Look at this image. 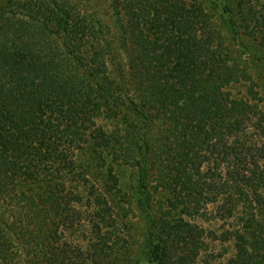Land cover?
Listing matches in <instances>:
<instances>
[{
    "label": "trees",
    "instance_id": "obj_1",
    "mask_svg": "<svg viewBox=\"0 0 264 264\" xmlns=\"http://www.w3.org/2000/svg\"><path fill=\"white\" fill-rule=\"evenodd\" d=\"M186 2H142L151 14L145 9L133 21L139 33L117 18L112 47L92 27L97 21L71 20L61 0H0V264L104 260L101 224L114 209L105 196L115 195L99 169L104 158L131 170L139 253L148 264H196L206 233L191 223L197 217L236 220V231L220 235L228 240L234 232L232 264H257L264 247V0ZM238 84L245 95L233 94ZM100 118L114 124H95ZM169 192L175 199L163 209ZM83 201L90 211L76 209ZM173 208L181 215L171 217ZM72 217L95 233L88 249L66 241Z\"/></svg>",
    "mask_w": 264,
    "mask_h": 264
},
{
    "label": "rangeland",
    "instance_id": "obj_2",
    "mask_svg": "<svg viewBox=\"0 0 264 264\" xmlns=\"http://www.w3.org/2000/svg\"><path fill=\"white\" fill-rule=\"evenodd\" d=\"M65 7L67 8L68 14L70 19H78L83 22V24L87 25L88 19L90 21H97L98 25L92 24L96 30H102L105 33L106 37L110 39L112 47L116 45V41L118 40V33H119V23L117 18H119L124 27L130 32L135 31L139 33L138 27L134 25L136 19L142 20V11H144L148 6L146 4V0H61ZM262 2V0H252V2ZM144 2L145 4H142ZM204 0H192L191 2L187 0V5L191 3H197L201 8H203ZM126 3V4H123ZM189 3V4H188ZM152 4V3H149ZM206 9V8H205ZM118 14H117V12ZM148 15V9H146ZM139 13V14H138ZM86 18V20H85ZM164 19V18H163ZM144 20H147L144 18ZM164 22V21H163ZM100 27V28H98ZM195 27L198 25L195 23ZM249 29H251L252 25L249 24ZM170 29V27H169ZM134 32V34H135ZM173 34V36L177 37ZM242 33H250L247 30H242ZM168 33L162 34L161 39H165ZM248 35V34H246ZM96 49V47H94ZM249 63V61H247ZM250 65V64H249ZM245 65H241L243 67ZM247 68V67H246ZM249 69V68H248ZM125 70V68H124ZM251 72V70L249 69ZM126 72V70H125ZM111 79L115 80V83L119 82L117 80V76L114 74L113 70H110ZM253 75V74H252ZM126 76L128 77L129 74L127 73ZM251 76V75H250ZM131 78H128L130 80ZM253 79L254 76H253ZM242 84H238L237 86H233V94H244L245 95V87L241 86ZM247 85V84H243ZM262 97V94H259ZM205 111V109H204ZM206 114L209 118L214 119L215 113L214 110L210 107L206 108ZM203 112L200 114L201 116H205ZM97 121V122H96ZM95 124L97 125H113L112 122H106L104 118H100L96 120ZM250 138L253 137L254 141L257 142L258 136L257 133L252 129L249 131ZM259 142V141H258ZM212 144V142L210 143ZM209 144L205 145V149L210 151L211 147H208ZM212 152V151H211ZM107 152H104L106 154ZM206 165H204L205 167ZM100 171L102 172L106 183L108 186L113 183L115 185L112 194L115 193L114 196H105L107 199L112 201L114 205V209L110 212V217L106 218L107 224H101V235L100 237L103 238V242L106 245V253L107 255L104 260L100 262H95L91 258H87L88 264H126L128 261H132L135 264H148L144 258L140 255V245H141V232H142V225L140 220L137 218V214L134 211L133 201L130 195L129 186L132 183V176L131 170L127 164L123 163L120 159L118 161H111L104 158L103 166H101ZM111 170V172H109ZM182 174H179L176 177V180H179ZM94 178V177H89ZM173 178V176H172ZM111 194V193H110ZM184 194V192H182ZM167 199L165 198L163 201L164 206L163 209H168V203L173 201L175 196L173 194L165 193ZM90 201V200H89ZM84 204H87L86 201L82 202L81 206H78L76 209L81 210V212H86V210L90 211V208H86ZM212 206H208L207 208L211 209ZM180 208H173L170 213V216L173 217L176 215H181ZM178 213V214H177ZM88 214H84V218L87 217ZM83 216V214H80ZM170 217V218H171ZM73 222L70 225V229H68L67 234L68 238L66 239L67 242H73L75 244L82 245V248L88 249L89 243L88 237H94L95 233L91 232L89 228L84 226L86 224L82 221L78 225L76 220L72 217ZM110 224H109V223ZM237 221L234 219H230L229 222L223 223L219 220H211L207 222L206 220L202 219V217H197L191 219V223L197 225L198 227L201 226L202 228L206 229V233H204L202 237V241L205 243L203 248L199 252L198 258H196V264H232L235 263L236 258V242L233 233L228 240H222L220 235L224 231H235L238 228L236 223ZM85 228V229H84ZM63 229V228H62ZM208 230L213 231L217 236L218 239H211ZM105 236V237H104ZM192 238V237H191ZM101 244V243H100ZM80 249V248H79ZM82 249V250H83ZM76 254V253H75ZM77 257V254L75 255ZM73 257V256H72ZM75 257V258H76ZM79 257V256H78ZM86 257V256H85ZM129 259L128 261L126 260ZM74 259V258H73ZM59 260L62 261V259ZM61 261H58L59 264ZM80 259L76 262H72L73 264H79ZM257 264H264V247L257 251ZM131 264V263H130Z\"/></svg>",
    "mask_w": 264,
    "mask_h": 264
}]
</instances>
